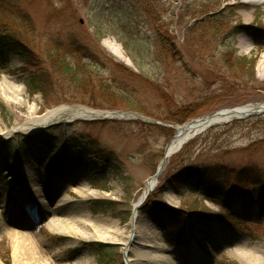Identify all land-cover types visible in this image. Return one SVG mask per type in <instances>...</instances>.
I'll return each mask as SVG.
<instances>
[{
  "label": "rangeland",
  "instance_id": "obj_1",
  "mask_svg": "<svg viewBox=\"0 0 264 264\" xmlns=\"http://www.w3.org/2000/svg\"><path fill=\"white\" fill-rule=\"evenodd\" d=\"M6 34L33 52V72L52 79L47 95L32 94L22 51L7 53L0 39V83L7 78L23 90L18 102L0 97V133L26 123L32 112L39 117L62 106L134 112L177 127L264 103V3L0 0V36ZM110 38L131 66L104 46ZM231 52L256 61L255 80L233 78L224 60ZM54 53L85 84L59 75ZM177 133L142 120L107 119L0 139V264H16L12 232L31 246L23 264H76L82 257L90 264H156L163 251L182 264L199 256L202 264H244L232 255L239 249L249 254L245 262H264V115L187 142L168 160L147 201L156 210L140 209L131 239L134 205ZM22 164L38 175L22 173ZM210 167L224 171L212 191L181 190L173 182L182 172ZM79 186L99 193L80 197L72 192ZM62 194L72 203L57 208ZM166 209L177 213L170 218ZM57 219H70L72 233L50 230ZM171 224L184 232L166 235ZM96 233L118 242L83 237Z\"/></svg>",
  "mask_w": 264,
  "mask_h": 264
},
{
  "label": "bare ground",
  "instance_id": "obj_2",
  "mask_svg": "<svg viewBox=\"0 0 264 264\" xmlns=\"http://www.w3.org/2000/svg\"><path fill=\"white\" fill-rule=\"evenodd\" d=\"M257 3H264V0H243V4H257ZM104 46L108 49L109 52H111L113 55H115L117 58H119L121 61L126 63L128 66H131L130 60L125 56L124 51L121 47V45L115 41L114 39H109L108 41L104 42ZM23 90L20 86H17L14 82H10L7 78H5L4 83H0V97H2L6 102L13 103L18 102L19 97L22 96ZM91 113L88 112L87 108L85 107H69V106H63L60 108H57L55 110L49 111L43 116H35V113L32 112V117L24 124L16 126L11 131L7 133H0V139L2 138H8L11 135H14V133L17 132H23L28 133L30 135H36L41 130H43L46 126L56 124V123H66L71 120L76 119H92L99 116H104V114L101 113ZM196 130L195 128H187L184 131H182V134L177 138L175 141L176 146H180L186 139L191 138L194 136ZM20 171L22 173H30L31 177L38 175V170L34 167H29V165H21ZM149 186L146 188L145 193L148 192ZM73 193L77 194L80 197L83 198H89V197H96V195L99 193L97 190H92L86 186H79V187H73L72 189ZM40 195L38 192L35 193V196ZM67 194H62L61 200L58 199L57 203L58 207L67 206L72 203L71 197H69ZM138 216L136 217V223H137ZM70 219H57V220H51L47 225L50 230H52L54 233H66L70 234L72 233L73 229L70 226ZM136 226V225H135ZM137 231V230H136ZM136 237L138 236V233H135ZM11 236L14 238V256H15V263L16 264H23L22 260V254L26 250H30V245L27 241L23 240L22 235L17 232H12ZM199 240H203L201 235L197 234ZM85 239L92 237L102 242H108V243H116L118 242L115 237L109 236L108 233H102V234H95V235H84ZM135 237V238H136ZM205 240V239H204ZM127 246V244H125ZM153 246L152 244L147 245V247ZM154 247V246H153ZM158 249L159 246L155 247L154 249ZM234 251L232 255L236 257L238 260H240L244 264H264V262L260 259H253L248 262H245V258L249 257L248 253H245L241 251ZM168 251H163L161 254L156 255V258L153 260L156 262V264H182L178 261L177 258L166 256ZM202 257H197L196 259L191 260L189 263L185 264H202L203 260ZM202 261V262H201ZM76 264H90V259L86 257L79 258Z\"/></svg>",
  "mask_w": 264,
  "mask_h": 264
},
{
  "label": "trees",
  "instance_id": "obj_3",
  "mask_svg": "<svg viewBox=\"0 0 264 264\" xmlns=\"http://www.w3.org/2000/svg\"><path fill=\"white\" fill-rule=\"evenodd\" d=\"M220 26L217 25L216 29H219ZM2 38L3 47L6 49L7 53L16 52V51H22L24 55V60L26 62L27 67L29 66L28 70H25L29 76L30 81L29 85L32 91V94H39L42 93L44 95H47L48 87L51 85V79L52 77L48 78L49 76H46L45 72H33V64L35 63V56L33 52L23 43L21 42L16 36L13 35H3L0 36V39ZM53 57V58H51ZM52 64L57 65L58 71H60L59 75L67 76L68 79H71L74 84L80 85L85 84L84 78L77 79L76 73H73L72 66L65 61V59L62 58L60 54L54 53L50 56ZM225 63L229 71H231L233 74L234 79L245 78V79H252L255 80V68H256V61L254 59H249L247 57H235L234 53H227L225 56ZM2 68H5V63L3 64ZM233 69V70H230ZM242 71V76L239 74H236L238 71ZM56 71V70H55ZM57 71V72H58ZM56 74V73H55ZM187 120L181 121L179 124H183ZM223 178L224 177V171L222 169L218 168H196L187 170L185 172L180 173L179 175L175 176L173 178L174 184L181 190L184 189H192V190H210L214 188V179L216 178ZM257 191V190H256ZM255 191V192H256ZM257 193V192H256ZM144 209L147 208L151 214H153V211L156 209L155 206H151L148 203H146L143 207ZM168 214V217H172L173 214L177 212H173L170 209H166ZM160 214L163 213L162 211H158ZM177 217V216H176ZM183 223L185 224V218L182 219ZM179 222V221H178ZM182 223V224H183ZM171 227L167 228L168 232L170 233H178L177 230H173L174 224L170 225ZM182 226L179 224V227ZM7 264H10L9 260L6 262Z\"/></svg>",
  "mask_w": 264,
  "mask_h": 264
},
{
  "label": "water",
  "instance_id": "obj_4",
  "mask_svg": "<svg viewBox=\"0 0 264 264\" xmlns=\"http://www.w3.org/2000/svg\"><path fill=\"white\" fill-rule=\"evenodd\" d=\"M262 115H264V104H248V105L238 107V108H233L229 110H221L213 114L212 116L202 117L197 120H192L191 122L183 126L175 127L169 124H163L159 121L147 118L144 115L134 113V112H111L109 113L108 116H106L107 118H117V119H125V120H142L146 123L160 125L168 129H174L178 132L175 138L167 145L165 149L164 158L158 166L155 177L149 180L148 192L144 194L143 197L140 199V201L134 206L132 222H134L135 220L138 209L148 200V198L152 194L154 187L158 183L157 177L162 173L168 158L180 152V150L183 148V146L187 142H189L191 139L195 138L196 136L203 134L210 128L220 126L223 124L224 125L231 124L236 121L247 120V119L262 116ZM187 128H195L196 132L194 136L186 139L180 146H176L175 141L182 134V131H184ZM132 236H134V232ZM124 256L126 257V252L124 253Z\"/></svg>",
  "mask_w": 264,
  "mask_h": 264
}]
</instances>
